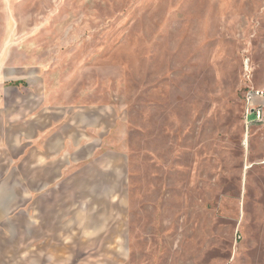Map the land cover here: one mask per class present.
<instances>
[{"label":"rangeland","instance_id":"rangeland-1","mask_svg":"<svg viewBox=\"0 0 264 264\" xmlns=\"http://www.w3.org/2000/svg\"><path fill=\"white\" fill-rule=\"evenodd\" d=\"M250 91L264 0H0V264H264ZM31 115L92 142L32 205Z\"/></svg>","mask_w":264,"mask_h":264},{"label":"crops","instance_id":"crops-1","mask_svg":"<svg viewBox=\"0 0 264 264\" xmlns=\"http://www.w3.org/2000/svg\"><path fill=\"white\" fill-rule=\"evenodd\" d=\"M41 121L37 119L36 115L23 119L18 126H24L16 139L18 145L25 146L17 161H22L32 153L36 154V159L29 163L30 171L27 176H20L16 173V187L18 188L24 184L28 186L22 194L29 196L30 205H32L34 199L48 196L63 186L68 174V165H70L66 158L69 153L67 148L72 147L74 149L72 153H75L92 144V142L86 143L75 138V141L72 138L68 140L67 137L60 135V129H56V125L52 124L46 129ZM98 153L99 151H96V149H91L89 150V157L93 155L91 159L97 161L98 158L93 157ZM62 161H64L63 164ZM75 172L79 174L78 169L72 174H75ZM2 187V192L5 195L3 194L1 201L8 207L14 201L10 194L13 192L14 186L13 188Z\"/></svg>","mask_w":264,"mask_h":264},{"label":"built area","instance_id":"built-area-1","mask_svg":"<svg viewBox=\"0 0 264 264\" xmlns=\"http://www.w3.org/2000/svg\"><path fill=\"white\" fill-rule=\"evenodd\" d=\"M264 96L263 92H255V91H250L247 94V100L252 103L253 100L256 98H262ZM247 115H253L254 118L258 121H263L264 119V108L263 105H257V107L254 110L248 111Z\"/></svg>","mask_w":264,"mask_h":264},{"label":"trees","instance_id":"trees-1","mask_svg":"<svg viewBox=\"0 0 264 264\" xmlns=\"http://www.w3.org/2000/svg\"><path fill=\"white\" fill-rule=\"evenodd\" d=\"M17 84H19L18 82L17 83H15V85H17Z\"/></svg>","mask_w":264,"mask_h":264},{"label":"water","instance_id":"water-1","mask_svg":"<svg viewBox=\"0 0 264 264\" xmlns=\"http://www.w3.org/2000/svg\"><path fill=\"white\" fill-rule=\"evenodd\" d=\"M3 199V198H2Z\"/></svg>","mask_w":264,"mask_h":264}]
</instances>
